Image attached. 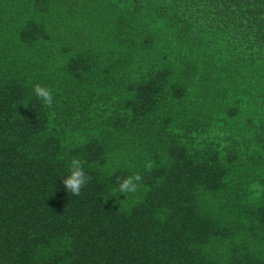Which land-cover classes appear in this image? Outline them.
<instances>
[{"label":"trees","instance_id":"trees-1","mask_svg":"<svg viewBox=\"0 0 264 264\" xmlns=\"http://www.w3.org/2000/svg\"><path fill=\"white\" fill-rule=\"evenodd\" d=\"M0 264H264V0H0Z\"/></svg>","mask_w":264,"mask_h":264},{"label":"clouds","instance_id":"clouds-1","mask_svg":"<svg viewBox=\"0 0 264 264\" xmlns=\"http://www.w3.org/2000/svg\"><path fill=\"white\" fill-rule=\"evenodd\" d=\"M35 96L46 106L51 107L53 104V92L52 89L36 84L33 87ZM85 161L73 157L69 162V174L63 177L62 183L67 191L74 195L79 196L81 189L87 185L92 179L91 176L87 175L84 170ZM154 166L152 161H148L145 164L147 170H151ZM143 176L140 173L128 176L123 180L119 181L117 186L110 190V196L119 197L118 194H123L125 197L135 194L141 187V181ZM120 204L121 200L117 199ZM115 206V205H114Z\"/></svg>","mask_w":264,"mask_h":264}]
</instances>
